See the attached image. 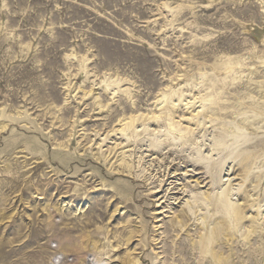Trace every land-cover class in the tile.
Instances as JSON below:
<instances>
[{"label": "rangeland", "instance_id": "rangeland-1", "mask_svg": "<svg viewBox=\"0 0 264 264\" xmlns=\"http://www.w3.org/2000/svg\"><path fill=\"white\" fill-rule=\"evenodd\" d=\"M132 257L264 264V0H0V264Z\"/></svg>", "mask_w": 264, "mask_h": 264}, {"label": "bare ground", "instance_id": "bare-ground-1", "mask_svg": "<svg viewBox=\"0 0 264 264\" xmlns=\"http://www.w3.org/2000/svg\"><path fill=\"white\" fill-rule=\"evenodd\" d=\"M87 94V93H86ZM128 122V121H127ZM124 125H125V127H124V125H123V130L126 128V123H123ZM128 125V124H127ZM122 126V125H121ZM128 128V127H127ZM144 128V127H143ZM159 131V130H158ZM103 141H106V139H103ZM154 145V144H153ZM63 148H66L67 146L64 144V145H61ZM140 151V150H139ZM127 152V151H126ZM210 152V151H209ZM209 156V155H208ZM210 157V156H209ZM208 157V158H209ZM106 158V157H105ZM107 158H109V157H107ZM141 158H145V157H141ZM166 158V157H165ZM165 158H163L162 160H164ZM209 159H212V157H210ZM195 161V160H194ZM130 160L129 159H123V162H122V164H121V169L123 170V171H128V173H132L133 171H132V168H131V165H130ZM158 162H160V161H158ZM194 165H196V164H194ZM113 166H114V164H113ZM117 167H119V165H117ZM112 171V170H111ZM189 171H194V169L192 170H189V169H187V171L186 172H189ZM222 169H219V171H218V173L217 174H221L222 172ZM120 172V171H119ZM229 172H230V170L228 171V173H227V175H229L230 176V174H229ZM194 173V172H193ZM185 175V174H184ZM176 176V175H175ZM174 176V177H175ZM194 176H196V174L194 175ZM228 176V177H229ZM222 181H224L223 180V178H220L217 182H215V184H214V192H213V195H214V197H217L218 198V196L220 197V195H221V197H222V192L220 193V192H218V187H219V184L222 182ZM226 182L228 181H230V193L232 194V192L234 191V189L235 188H232L231 186H232V178H230L229 177V179H226L225 180ZM195 182H196V184H197V188H200L201 187V185H200V183H201V181H199V178H197L196 180H195ZM200 185V186H199ZM173 188H176V186L175 187H173ZM217 190V191H216ZM228 191V190H227ZM224 193V192H223ZM198 195V194H197ZM230 195V194H229ZM196 196V195H195ZM228 198V197H227ZM229 199H231V198H228V199H225V201H227L228 202V204H229V206L231 205V206H233L232 205V203L229 201ZM233 210H235L234 212L236 213V212H238V213H243L242 212V210H241V208H240V206H233ZM242 215V214H241ZM180 220V219H179ZM181 221V220H180ZM209 233H205V235H208ZM204 237V235L202 236V238ZM131 235H129L128 236V241H130L131 240ZM205 238H207V236L205 237ZM112 252H114V253H112ZM116 250L115 249H112V250H108L107 251V255H108V259L109 260H111V259H114V257H115V255H116ZM97 253H100V252H97ZM95 256H99V255H95ZM97 259H103L102 257H97ZM113 261H116V260H113ZM101 262V261H100ZM121 262H122V264H139V263H141V260H140V258H136V259H134L133 257L132 258H129V260H126V261H123V259H121Z\"/></svg>", "mask_w": 264, "mask_h": 264}]
</instances>
